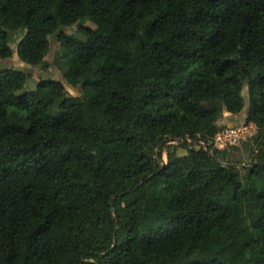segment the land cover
<instances>
[{"label": "trees", "instance_id": "obj_1", "mask_svg": "<svg viewBox=\"0 0 264 264\" xmlns=\"http://www.w3.org/2000/svg\"><path fill=\"white\" fill-rule=\"evenodd\" d=\"M0 264H264V0H0Z\"/></svg>", "mask_w": 264, "mask_h": 264}, {"label": "rangeland", "instance_id": "obj_2", "mask_svg": "<svg viewBox=\"0 0 264 264\" xmlns=\"http://www.w3.org/2000/svg\"><path fill=\"white\" fill-rule=\"evenodd\" d=\"M85 24L93 25L89 21L85 22ZM79 26H80V24H77L74 27L73 31H75V29H77ZM19 40H20V37H17L16 42L14 44H17ZM58 47H59V44L56 43V41L53 40V38H52V48L49 51V53L47 54L44 64L37 66V67H34L33 69L29 68L30 65L21 61L18 58V56H16V58L14 57L11 64L15 68L20 69V70H24V71H28V70L32 69L31 71H34L33 77L29 80V82L25 86L24 90H28V91H30L31 89L34 90L36 88V84L39 80L40 74L44 75L45 78H58V77L62 76L61 73L57 70V68L55 66V57H56L55 54H56V49ZM51 74H54V75H51ZM66 86H67L68 94L73 95L75 97L79 96V94H80L79 88L71 86L67 83H66ZM22 92H24V91H22ZM247 93H248V91L245 88L244 95H245L246 101L248 103V94ZM220 111H221V115H220V119L218 120L219 124H220V122L226 123L227 120H228V122L233 120V119H230L232 116L228 113L225 106H223L221 104H220ZM242 114L246 117L247 111L244 110ZM227 115H230V116H227ZM220 125L226 126V124H220ZM252 149H256V145H255L254 140L251 137H249L244 141H240L237 146L232 147L229 151H230V154L232 156H235L236 160L243 161V162L247 163L249 161V154L251 153Z\"/></svg>", "mask_w": 264, "mask_h": 264}, {"label": "built area", "instance_id": "obj_3", "mask_svg": "<svg viewBox=\"0 0 264 264\" xmlns=\"http://www.w3.org/2000/svg\"><path fill=\"white\" fill-rule=\"evenodd\" d=\"M257 130L254 123L242 122L236 126H223L214 136V146L225 149L251 137Z\"/></svg>", "mask_w": 264, "mask_h": 264}, {"label": "crops", "instance_id": "obj_4", "mask_svg": "<svg viewBox=\"0 0 264 264\" xmlns=\"http://www.w3.org/2000/svg\"><path fill=\"white\" fill-rule=\"evenodd\" d=\"M232 117L230 119H233L231 121L227 122L226 123H223V122H220V124H226V125H231V124H235V123H239L243 120H245V116L242 114V115H236V114H232L230 112H228ZM230 115H227V116H230ZM219 124V122H218Z\"/></svg>", "mask_w": 264, "mask_h": 264}]
</instances>
